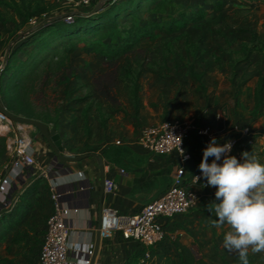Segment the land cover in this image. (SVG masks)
<instances>
[{"label": "rangeland", "instance_id": "1", "mask_svg": "<svg viewBox=\"0 0 264 264\" xmlns=\"http://www.w3.org/2000/svg\"><path fill=\"white\" fill-rule=\"evenodd\" d=\"M15 1L20 12L14 10L12 0H0L1 105L7 90L12 91L17 96L10 98L16 109L49 121V127H63L66 122L82 127L84 137L92 117L103 125L108 109L113 114L135 117L137 111L146 108L147 121L133 122L140 126L152 123L153 116H193L200 122L206 115L210 120L215 109L225 107L228 121H235L237 126L264 127V92L256 96L257 77L264 69V0H115L106 7L107 0L99 1L95 9L109 12L93 15L81 31L103 26L105 19L115 22L117 40L134 32V24L147 21L166 24L172 20L176 27L170 32L154 29L147 46L150 58L137 77V102L125 104L122 111H111L91 91L92 74L104 69L103 56L81 53L82 41L66 44L77 30L58 29L52 23L36 31L27 29L28 11L39 7L48 15L59 16L68 6L56 0ZM93 5L91 2L86 8ZM194 15L199 16L190 20ZM94 35L88 41H104ZM63 55L75 66L74 71L56 67ZM76 109L80 110L79 123L74 120ZM0 136L4 137V143L0 141L1 181L6 158L1 154L5 134L0 132ZM39 182L15 193L12 186L10 196L5 197L10 199L6 207L10 210H0V264L36 262L46 216L45 189H36Z\"/></svg>", "mask_w": 264, "mask_h": 264}, {"label": "crops", "instance_id": "2", "mask_svg": "<svg viewBox=\"0 0 264 264\" xmlns=\"http://www.w3.org/2000/svg\"><path fill=\"white\" fill-rule=\"evenodd\" d=\"M260 91L264 92V81ZM79 111L76 109L74 115V120L78 123ZM145 111L146 108L137 111L135 117H124L110 113L108 109L109 115L103 125L92 117L87 137L82 136V127H71L67 122L63 127H57L62 146L60 154L69 157L84 155L77 160H54L53 152L45 138L36 128L29 127L30 149L35 163L27 167L28 172H23L22 178L16 179L12 192H20L26 185L40 181L36 189H45L47 214L51 210L50 187L53 185L68 226L67 242L88 249L89 255H93V259L100 264H138L137 259L143 250L141 245L123 238L115 231L106 236L98 234L93 253L100 206L109 205L122 213L137 210L162 192L179 165L175 154L152 153L135 143L134 138L139 126L133 122H146ZM226 114L225 107H222L213 111L210 120L206 115L200 122L193 116L184 117L198 125L208 126L212 135L209 137L210 142L212 137H216L218 141L222 140L236 128L235 121H228ZM157 120L153 116L152 123ZM252 128L255 132L264 133V127ZM208 143L193 147L188 138L187 144L193 153L192 158L183 164L186 177L198 168ZM90 153L99 155L100 162L98 163L97 158ZM255 153L264 163V153ZM234 154L238 159L241 158L242 153L238 150H235ZM42 169L47 171L48 177L40 175ZM104 177L111 178L114 182L109 193L104 192L102 188ZM196 192L195 204L185 213L161 220L166 231L173 233L175 238L151 247L147 264H185L179 261L178 251L181 247H188L194 259L199 257L204 264H227V261L232 259L236 252L221 247L224 233L229 230V226L224 224L216 227L213 221L218 218L214 211L209 212L206 207L214 203L212 200L215 199L216 190L197 189ZM4 196L10 194L5 193ZM249 254L255 256L256 264H264V252L252 253L249 250ZM68 259L73 260L70 255Z\"/></svg>", "mask_w": 264, "mask_h": 264}, {"label": "built area", "instance_id": "3", "mask_svg": "<svg viewBox=\"0 0 264 264\" xmlns=\"http://www.w3.org/2000/svg\"><path fill=\"white\" fill-rule=\"evenodd\" d=\"M65 4L66 8L59 14L65 21H70L76 13L87 10L91 2L96 7L101 0H56ZM91 7L89 9H91ZM58 15H48L41 12L39 15L29 16L26 19L27 29L49 21ZM0 132L5 134V173L0 181V205L9 204L4 194L9 193L10 188L18 177L22 178L23 172H28L27 167L32 166L35 160L31 154L28 124L11 121L0 111ZM192 133L204 134L211 137L208 126L198 125L193 120L185 117H163L157 121L139 126L135 135V143L142 149L152 153H173L176 155L179 165L171 181L155 198L142 204L131 213H122L109 205H101L99 209V234L106 236L111 232H118L123 238L131 239L143 247L137 259L138 264H147L150 257V248L162 241H171L175 238L173 233L167 232L161 220L177 214L185 213L197 199V189H215L207 186V180L202 176L198 168L187 177L183 172V164L192 158V150L187 141ZM232 143V149L241 144H249L256 151L264 153V135L255 132L247 125L236 128L225 138L218 141ZM184 149V155H180V147ZM231 149V151H232ZM231 155V152L228 153ZM214 158L209 157V163ZM221 158L218 163H222ZM40 175L48 177L45 169L40 170ZM196 177H200L199 180ZM114 182L111 178L104 177L102 181L103 191H112ZM51 185V210L46 214L43 230L37 249L36 264H88L91 256L88 249L78 247L74 243L67 242L68 226L62 214L58 201V193L53 191ZM68 255L73 260L68 259ZM92 264H100L94 260Z\"/></svg>", "mask_w": 264, "mask_h": 264}, {"label": "trees", "instance_id": "4", "mask_svg": "<svg viewBox=\"0 0 264 264\" xmlns=\"http://www.w3.org/2000/svg\"><path fill=\"white\" fill-rule=\"evenodd\" d=\"M13 1L14 10L19 11L18 4L15 0ZM115 0H107L105 2V7L114 4ZM103 9V8H102ZM43 8L36 7L27 12V17L32 15H39ZM102 11V12H101ZM136 10H131L130 12H135ZM100 12V13H99ZM109 12V9L103 13V10H84L82 13H76L70 21H65L60 16H55L49 21H46L42 24L34 26L31 28L36 31L46 25H52L58 29H72L77 30L73 35L65 41L66 44H71L74 41H82L79 51L85 55H91L98 53L103 56L102 64L104 66L103 71L94 72L91 76V86L90 89L92 92H95L99 99L107 103L111 111H122L123 106L127 103H132L135 105L137 102V90L139 88V83L137 77L141 74L144 63L150 58V55L147 50L151 39L154 35V29H164L167 32L173 31L176 29L175 25L172 23V20H169L166 24L162 21L151 22L147 21L144 24H134L132 28L134 32L127 33L122 36L121 40H117L118 30L115 28V22L112 19H105V24L103 26H94L90 29H85L81 31L82 25L89 19L93 18L92 16L99 14H106ZM97 14V15H99ZM199 15H194L190 18L193 20ZM92 21V20H91ZM99 26V27H98ZM263 32L261 37L264 38V21L261 23ZM90 32V33H88ZM95 34L98 36L97 39H104V41L93 42L88 41V39ZM97 34V35H96ZM105 38H108L107 40ZM145 39L144 41H140ZM71 47V46H70ZM119 58H122L120 60ZM56 67L60 70L64 68L71 69V72L75 70V66L69 64L65 56L63 55L56 61ZM264 81V69L261 71L257 77V90L256 96L259 94L262 83ZM16 86V83L10 87V90H13ZM12 91L6 92V98L4 107L6 110L18 114L24 115L32 118L39 119L44 123H49V121L39 118L31 112H22L21 109H16L14 103L11 102V96L15 97L16 93L12 95ZM17 98V96H16ZM84 115V114H82ZM51 128L57 130L56 124H51ZM1 144L4 143V137L0 136ZM209 142V138L200 134L192 133L189 136V144L193 147L202 146ZM3 146V145H2ZM3 148V147H2ZM238 150L239 152H257L249 144H241L232 149L231 155H235L234 151ZM3 158H6L5 149L1 153ZM263 154V153H262ZM2 207V208H1ZM8 205L0 206V210L4 209L10 210ZM179 261L185 264H190L192 262H198V264H204L201 258L194 259V256L188 247H181L178 251ZM249 264H256V259L253 254L248 255ZM227 264H239L238 254L234 253L232 259L227 261Z\"/></svg>", "mask_w": 264, "mask_h": 264}, {"label": "clouds", "instance_id": "5", "mask_svg": "<svg viewBox=\"0 0 264 264\" xmlns=\"http://www.w3.org/2000/svg\"><path fill=\"white\" fill-rule=\"evenodd\" d=\"M231 149L230 141L220 144L212 137L203 150L199 169L207 186L217 189L214 203L206 206L218 218L214 225L229 226L223 247L238 254L239 264H249V250L264 252V163L255 152L244 151L240 159L228 155ZM180 150L183 156L184 149ZM209 157L214 158L211 163Z\"/></svg>", "mask_w": 264, "mask_h": 264}, {"label": "water", "instance_id": "6", "mask_svg": "<svg viewBox=\"0 0 264 264\" xmlns=\"http://www.w3.org/2000/svg\"><path fill=\"white\" fill-rule=\"evenodd\" d=\"M95 8L96 7H93L90 10H94ZM0 70H1V67H0ZM0 111L3 112L13 122L30 124V125L36 127L37 130L40 132V134L45 138L48 145L50 146V148L53 152V159L54 160L55 159H59L62 161L77 160V159H80L84 156V155H75V156L69 157V156L61 155L60 154L61 147H62L61 146V138H60L57 130L49 127L43 121L36 119V118L24 116V115L14 114V113L6 110V108L1 104H0ZM90 154H93V153H90ZM93 155L97 158V161L99 163L100 162L99 155H97V154H93ZM98 228H99V220H98V224H97V232H96V237H95V241H94L93 253L96 249V244H97V240H98V234H99ZM92 262H93V255L91 256L88 264H92Z\"/></svg>", "mask_w": 264, "mask_h": 264}]
</instances>
